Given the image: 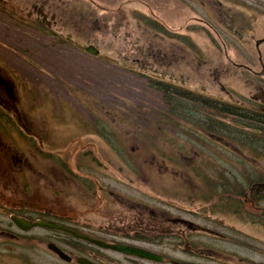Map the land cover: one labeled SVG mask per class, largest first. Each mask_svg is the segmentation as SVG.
<instances>
[{"label": "rangeland", "instance_id": "rangeland-1", "mask_svg": "<svg viewBox=\"0 0 264 264\" xmlns=\"http://www.w3.org/2000/svg\"><path fill=\"white\" fill-rule=\"evenodd\" d=\"M161 1L0 0V76L19 98L0 107V195L9 200L1 207L165 257L140 260L63 232L12 226L18 237H0L3 264H77L78 254L96 264H264L261 226L207 215L212 206L190 195L199 185L224 197L213 176L230 181L264 169V159L247 164L237 142L228 154L221 131L234 130L236 119L203 115L201 102L175 90L264 107V0ZM89 44L97 56L86 53ZM158 82L170 83L165 94L152 87ZM170 92L177 107L162 99ZM62 157L70 172L58 169ZM170 215L192 229L166 225ZM139 225L169 238L140 240ZM51 241L73 260L50 253Z\"/></svg>", "mask_w": 264, "mask_h": 264}, {"label": "bare ground", "instance_id": "bare-ground-1", "mask_svg": "<svg viewBox=\"0 0 264 264\" xmlns=\"http://www.w3.org/2000/svg\"><path fill=\"white\" fill-rule=\"evenodd\" d=\"M1 78V76H0ZM158 91L163 94H165V90H160L158 89ZM173 92H170L167 95H162V99H167L170 100L171 99V103L172 106H176L177 107V99H175V97L172 96ZM239 107V104L236 105ZM200 110V112L203 115H207L208 113L211 112L210 107H207V102L203 101L199 107L197 108ZM252 114V116H254L256 118V122H257V118L259 119L261 117V121L264 120V107H252L249 110ZM174 114L175 110L173 111ZM259 123V122H258ZM243 126V129L241 130V133L244 132L246 134V136L244 137V139H250L251 136L254 137V139H257L256 141L251 140V142H248L249 144L246 145L248 148L249 147H256V148H263L264 147V134L261 135L262 132V125H255V126H251V127H247V126ZM258 126V129H257ZM21 131V129H19ZM259 132V133H258ZM253 134H258V138H256ZM240 145V144H238ZM225 148V151L229 154L232 153L233 150L236 149L235 146H233L232 143H229V145H223ZM229 148H232L231 151L228 150ZM226 160V159H224ZM226 163V161H224ZM228 164V163H227ZM231 161L230 164H228L229 166L231 165ZM229 175L225 172H223L221 175H219L217 173L216 177L213 176L214 178V183L213 186H220L223 188L221 193H225V196L223 197V199H221L220 201L216 198V195H214L211 192L208 193H199V194H190L193 195L194 197H199L200 200L203 201V203L207 204L208 206H212L214 207L213 209H215L216 207H218V212L216 213L215 210L213 209H209L208 211H205V213L207 215H215V214H224V215H234L240 219H242V221L246 224V225H256V226H261L264 229V212H261L259 210H257V212L254 213H249V208L250 206H252L255 203H257V201H259V199H256L254 197V195H259V197H264V171H253V173H243L240 176V179L243 181V185L242 187H238V189L233 188V186L228 185V177ZM247 178L250 180L248 181ZM210 184V183H209ZM198 187H196L197 189ZM195 190V189H194ZM242 190V191H241ZM246 195V196H245ZM247 213V214H246ZM249 214V215H248ZM249 218V219H248ZM242 222V223H243ZM168 239V238H165ZM80 242L82 243H88L86 241V239H79ZM89 244V243H88ZM77 249L76 246H74L72 248V250ZM82 252V251H80ZM66 255L69 256L70 260H65V262H71L73 260L72 255H69L68 253H65ZM80 254H78L76 257H78ZM22 264H26L23 260L21 261Z\"/></svg>", "mask_w": 264, "mask_h": 264}, {"label": "trees", "instance_id": "trees-1", "mask_svg": "<svg viewBox=\"0 0 264 264\" xmlns=\"http://www.w3.org/2000/svg\"><path fill=\"white\" fill-rule=\"evenodd\" d=\"M0 82H2V80H0ZM171 86L170 83H154L152 85V87H154L155 89H160V90H166V87H169ZM177 91V93L181 94V93H185L186 91L184 89H175ZM194 96V97H193ZM192 97L193 99L196 101V102H203V101H206L207 102V107L209 108L210 107V110H211V114L214 115V116H221L222 118L223 117H233L234 119H236L237 121V124L235 123V126L232 125L231 128H233L234 130H231L229 128V131H221L224 135V139L228 142V143H231V142H237L238 144L240 145H237V146H243L244 147V151H245V155H246V163L247 164H251L252 162H256L257 159H264V147L263 148H256V147H247L246 145H248L249 143L248 142H251L252 138L254 141H256L257 139H254L253 136H251L250 139H244V137L246 136V134L244 132L241 133V126L242 124L244 126H247V127H251V126H255V125H259L261 124L262 125V132H261V135L264 134V120L261 121V117L258 119L257 118V122H256V118L254 116H252L251 112L249 110H246V109H243L241 108L240 106H236L235 104H232L230 102H224V101H220V100H217V99H211V98H202L199 96V94L197 95V93H192ZM173 114V113H172ZM171 116H174V115H171ZM259 122V123H258ZM166 124H169L171 125V123H168L166 122ZM235 129H239L238 131H235ZM257 129H258V126H257ZM237 132V133H236ZM259 133V132H258ZM215 135V134H214ZM227 135V136H226ZM256 138H258V134H253ZM216 136H218V133L216 134ZM163 153V152H162ZM164 155V154H163ZM84 157L85 158H90V155L88 154H84ZM92 160V159H91ZM243 160V161H245ZM258 160V161H259ZM257 161V162H258ZM64 162H62L61 164H63ZM264 171V169H260V167H258L257 169L255 168V171ZM235 177V176H234ZM248 181L252 180V179H248ZM228 185L231 184V186H233V188H236L238 189V187H242L243 185V181L240 179V176H236L235 178H233L232 180H228L227 182ZM199 188L193 190V194H199V193H202V191L200 190V187L201 186H197ZM166 189L169 191V192H172L174 191L176 188H169L168 186H166ZM223 190L222 187L219 186V188L217 189V192L221 193ZM221 191V192H220ZM242 191V190H241ZM110 193H112V191L110 190ZM218 193V194H219ZM214 195H216L215 193H213ZM225 194V193H224ZM180 196L182 195H179L177 194V197L180 198ZM185 196V195H184ZM219 201L221 199H223L222 195L217 198ZM257 199L259 200H264V197H259L257 196ZM196 202H199L200 204L203 203L202 200H200V198L197 196L196 197ZM194 200V202H195ZM195 202V203H196ZM205 204V203H204ZM198 206H200L199 204H197ZM202 208V207H201ZM214 207H212L213 209ZM204 211V210H203ZM43 219V218H41ZM138 229H136V235L135 237L140 239V240H145V241H149V242H158V241H163V239L165 237H168V234L166 232H161L155 228L153 229H150L148 227V225H139L137 227ZM31 243V242H30ZM32 243H34L32 241ZM74 247V246H73Z\"/></svg>", "mask_w": 264, "mask_h": 264}, {"label": "water", "instance_id": "water-1", "mask_svg": "<svg viewBox=\"0 0 264 264\" xmlns=\"http://www.w3.org/2000/svg\"><path fill=\"white\" fill-rule=\"evenodd\" d=\"M85 50L87 52H90L92 54H97L98 51L96 49H94V47L92 45H89L87 48H85ZM12 220L14 222V224H17L21 229L23 230H27L33 226H43V227H46V228H52V229H57V230H66V231H69L70 233L74 234L75 236L77 237H80L82 239H86L88 240L89 242L91 243H94L95 245H99L100 247L104 248V249H112V250H115L117 252H121V253H125L127 255H134V256H138L140 258H146V259H149V260H156V261H161L162 260V256L157 254V253H153V252H149L148 250H145V249H140L136 246H133V245H126V244H117V243H106L102 240H99V239H93L87 235H82V234H79L77 232H72L68 229H66L65 227L63 226H59L58 224L54 223V222H46V221H43V220H38V221H29V220H24L22 218H18V217H12ZM48 248L50 250H52L54 253L57 254V256H59L61 259H65V260H70L69 256L66 255L64 253V251H61L56 245H54L53 243H48ZM77 262L80 263V264H92L89 260H85L84 258L82 257H79L77 258Z\"/></svg>", "mask_w": 264, "mask_h": 264}, {"label": "flooded vegetation", "instance_id": "flooded-vegetation-1", "mask_svg": "<svg viewBox=\"0 0 264 264\" xmlns=\"http://www.w3.org/2000/svg\"><path fill=\"white\" fill-rule=\"evenodd\" d=\"M258 44H256V46H257ZM2 101V99H1V87H0V102ZM5 102H6V99H5ZM246 196V195H245ZM6 201H8L9 202V200H6L4 197H2L1 195H0V203H3V202H6ZM12 206L9 204L8 206H6L5 204H3V206L1 207V205H0V237L1 238H6V237H13V238H16V236L18 237V235H15L14 233H12L11 232V230H10V228L12 227V226H15L14 224H12V223H10L11 224V226L10 225H8V224H3L2 223V221H1V217L5 214L4 213V211H7V212H9V215H8V217L10 218V216L11 215H18V216H21V217H25V215H23L20 211H21V209L20 208H18V209H15V210H10V208H11ZM15 211H18V212H15ZM261 212H264V210H262ZM26 218V217H25ZM17 228V226H15V229ZM18 229V228H17ZM15 232H18L17 234H19L20 233V231H15ZM4 238V239H5ZM12 257V256H11ZM13 258V257H12ZM12 261H14L15 262V264H22V259L21 258H19V257H17V258H14ZM0 263H2L3 264V261H1Z\"/></svg>", "mask_w": 264, "mask_h": 264}]
</instances>
